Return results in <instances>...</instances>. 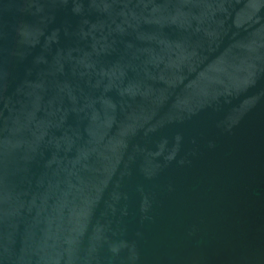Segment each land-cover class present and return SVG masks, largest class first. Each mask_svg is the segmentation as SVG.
<instances>
[{
    "label": "water",
    "instance_id": "obj_1",
    "mask_svg": "<svg viewBox=\"0 0 264 264\" xmlns=\"http://www.w3.org/2000/svg\"><path fill=\"white\" fill-rule=\"evenodd\" d=\"M0 264H264V0H0Z\"/></svg>",
    "mask_w": 264,
    "mask_h": 264
}]
</instances>
